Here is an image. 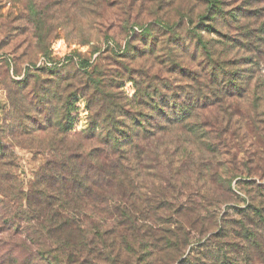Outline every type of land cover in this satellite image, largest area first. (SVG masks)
Here are the masks:
<instances>
[{"label":"rangeland","instance_id":"obj_1","mask_svg":"<svg viewBox=\"0 0 264 264\" xmlns=\"http://www.w3.org/2000/svg\"><path fill=\"white\" fill-rule=\"evenodd\" d=\"M144 28L151 29L147 41L138 37L132 44L145 49L146 58L134 67L150 78L162 71L165 85L184 99L201 84L204 105L191 106L181 123L149 137L158 160L142 162L140 178L115 184L116 191L129 188L123 197L75 210L56 225L23 214L25 192L37 183L47 152L64 146L56 115L52 124L37 116L32 88L33 73L44 66L40 51L48 47L55 60L74 53L75 61L92 66L102 55L104 78L113 84L132 61L107 51L123 49L132 32ZM37 29L45 45L37 44ZM193 29L209 43L208 62L194 50ZM173 56L177 68L170 71ZM194 73L207 78L194 81ZM40 78L55 79L45 72ZM64 85L55 102L65 95ZM118 85L114 92L131 104L133 83L124 78ZM75 103L71 137L89 125L85 101L78 96ZM262 184L264 0H0V264L209 263L201 254L214 250L211 234L220 224L234 223L230 230L238 232L263 229ZM249 202L263 215L248 218L242 209ZM235 241L224 238L223 252H231Z\"/></svg>","mask_w":264,"mask_h":264},{"label":"trees","instance_id":"obj_2","mask_svg":"<svg viewBox=\"0 0 264 264\" xmlns=\"http://www.w3.org/2000/svg\"><path fill=\"white\" fill-rule=\"evenodd\" d=\"M37 32V44L45 45L44 32L40 29ZM150 33V28L133 31L123 49L118 47L116 50L107 51L124 62L132 61L130 65L124 63L125 66L122 63L124 73L113 84L104 78L100 64L102 55L95 58L97 63L92 66L87 61H75V57L79 55L74 53L55 60L50 56L48 47L42 48L40 54L45 58L44 66L33 73L32 91L36 92L37 105L40 106L39 109L36 105L39 110L36 112L37 116L39 114L42 117V121L50 124L56 115L55 119L62 131L61 143L64 146L47 152V162L35 175L37 183L34 182L25 192L23 199L27 205L23 206V214L31 213L56 225L54 221L69 218L75 210L102 207L114 194L123 197L129 188L118 186L119 191H116L115 184H125V181L131 183L140 178L141 169L138 170V166L147 159L158 160L157 153L151 156L152 152L147 143L149 137L181 123V115L191 110V106L199 108L204 105L206 93L201 84L197 83L199 89L194 91L193 96L187 93L188 99H184L179 91L170 88L172 85H165L166 81L160 78L162 71L160 75L155 74L150 78L146 71H139L134 67L135 60L146 58V50L132 42L138 37L147 41ZM189 34L194 40L192 44L195 52L207 62L211 60L210 46L204 37L196 29L190 30ZM175 61V56L169 59L170 71L177 68ZM208 66L211 64L204 65L206 72ZM217 70L213 71L216 77L220 75ZM42 72L54 75L55 79H41ZM124 78L130 80L135 88V99L130 101L131 104L125 102L121 93L114 92ZM190 78L199 82L206 79L207 74L200 76L194 73ZM62 83L65 85L61 93L65 92V95L60 94L62 97L55 102ZM76 83L78 87L75 86ZM78 96L86 103L89 125L84 132L71 137L69 132L75 121V99ZM148 99L151 105L146 103ZM132 104H136L138 109H134ZM74 138H79L80 142L77 144L73 141ZM87 141H96L99 146L90 147ZM168 159L172 160L173 157ZM261 186L264 188V184ZM57 210L60 211L57 213ZM260 210V207L249 202L242 212L251 218L250 214L262 216ZM233 226L234 223L230 228ZM230 228L220 224L211 234L210 243L215 244V248L201 254L203 259L209 261H204V264H241L239 262L243 261L246 264H264V224L261 231L250 226L241 228L239 232L236 229L231 231ZM232 236L238 245L231 252H223L225 249L221 244L222 240ZM189 264L195 262L191 261Z\"/></svg>","mask_w":264,"mask_h":264}]
</instances>
